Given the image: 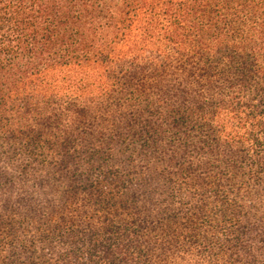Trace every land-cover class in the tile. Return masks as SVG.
<instances>
[{"label": "trees", "instance_id": "obj_1", "mask_svg": "<svg viewBox=\"0 0 264 264\" xmlns=\"http://www.w3.org/2000/svg\"><path fill=\"white\" fill-rule=\"evenodd\" d=\"M0 264H264V0H0Z\"/></svg>", "mask_w": 264, "mask_h": 264}]
</instances>
